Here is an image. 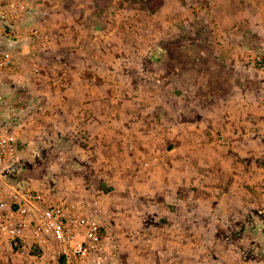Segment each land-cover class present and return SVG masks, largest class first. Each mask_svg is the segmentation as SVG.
<instances>
[{"label": "crops", "instance_id": "obj_1", "mask_svg": "<svg viewBox=\"0 0 264 264\" xmlns=\"http://www.w3.org/2000/svg\"><path fill=\"white\" fill-rule=\"evenodd\" d=\"M235 2L242 22H251L253 14L243 6L264 7V0ZM254 19L255 28L247 25L215 34V76L172 63L164 71L167 75L160 70L157 116L149 125L131 123L132 111L120 100L122 95L97 93L92 87L95 76L79 73L71 80L60 79L55 92L45 77H0V100L5 104L18 101L19 87L28 90L41 81V88L26 97V127L32 132L88 134L95 150L91 160L105 163L103 180L114 188L104 196L109 237L103 264H225L224 230L256 226L252 214L264 201V70L249 69L245 55L248 48H264V11L258 9ZM28 45L0 35V50L30 53ZM1 105L0 126L13 114L11 106L4 110ZM9 120L13 124L12 117ZM215 129L226 133L224 148L211 147L205 137ZM257 132L263 137L253 136ZM128 149L135 151L131 155ZM165 152L167 161L147 171L141 168L145 156ZM150 229L155 251H134L132 246L146 239L131 238L128 232ZM196 245L210 249L198 252Z\"/></svg>", "mask_w": 264, "mask_h": 264}, {"label": "rangeland", "instance_id": "obj_2", "mask_svg": "<svg viewBox=\"0 0 264 264\" xmlns=\"http://www.w3.org/2000/svg\"><path fill=\"white\" fill-rule=\"evenodd\" d=\"M33 1L36 9L34 18L48 35L49 48L44 51L35 50L28 45L33 54L22 53L21 49H17L22 67L34 64L39 70L16 75L0 73V77L11 80L13 77H31L34 80L45 77L49 79L50 91L55 92L60 88L58 82L71 80L76 74L95 76L92 79L93 89L107 96L122 95L120 100H125L130 106L131 123L136 125H149L152 120H156L154 117L157 116V81L160 79V70L167 75L164 71L168 72L172 63L183 68H197V74L206 70L210 77L215 76L219 68L216 57L218 54L214 47L218 42L215 34L218 31L240 30L247 25L255 28V13L258 9L264 11V7L254 4L243 6V10L250 9V13L253 12L250 15L252 25L250 21L239 20L240 7L235 4V0ZM246 51V66L252 71L264 70L252 68L248 63L254 55L264 56V48H248ZM44 65L45 70L41 68ZM211 81L213 91L217 92L218 86H214L216 83ZM39 82L38 85H31L28 90L23 86L24 89L19 87L18 101L13 99L5 104L4 98L0 100V104L6 106L4 110H8L10 106L13 110L12 116L7 114L4 118L8 123L0 127L16 131L20 139L21 157L12 181L43 190L55 200H98L104 212V231L109 237L104 223L105 195L114 186L103 180L105 163L96 164V161L91 160L95 150L90 146V136L59 130L32 132L25 125L30 115L27 112L26 97L29 94L30 98L37 91L35 88H41L42 83ZM120 100L117 102L122 103ZM10 117L14 125L10 123ZM219 134L226 136L225 132L216 129L210 130L205 136L211 147L216 149L224 148L216 140ZM253 136L263 137L259 132ZM130 149L133 147L130 146ZM134 151L129 150L131 155ZM157 156L165 161L168 159L166 152L149 154L143 158L141 168L147 171L163 163L162 160L148 167L144 165ZM84 190L89 194L77 193ZM259 205L261 209L255 216L252 214L255 227L224 230L226 244L223 247L227 257L225 264H264V201ZM139 231L130 230L127 234L125 230V234L131 238L146 239L145 244L141 241V244L132 246L133 250L153 253L154 229L141 234ZM205 249L209 250L210 247L195 246L198 252L203 253ZM237 258L242 260L237 261ZM0 264L60 263L48 254L13 243L0 247Z\"/></svg>", "mask_w": 264, "mask_h": 264}, {"label": "built area", "instance_id": "obj_3", "mask_svg": "<svg viewBox=\"0 0 264 264\" xmlns=\"http://www.w3.org/2000/svg\"><path fill=\"white\" fill-rule=\"evenodd\" d=\"M35 11L33 0H0V35L11 41H27L35 50H47L49 37L34 18ZM248 63L264 69V56L254 55ZM38 70L37 65L22 67L14 49L0 50V73ZM216 140L228 144L224 134ZM20 149L17 132L0 127V247L20 243L56 258L60 264H103L108 235L99 201L55 200L43 190L14 183ZM163 159L153 157L144 165Z\"/></svg>", "mask_w": 264, "mask_h": 264}]
</instances>
